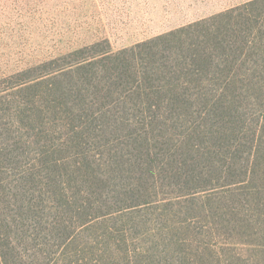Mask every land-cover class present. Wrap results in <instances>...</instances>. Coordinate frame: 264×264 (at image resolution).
<instances>
[{
  "label": "trees",
  "instance_id": "16d2710c",
  "mask_svg": "<svg viewBox=\"0 0 264 264\" xmlns=\"http://www.w3.org/2000/svg\"><path fill=\"white\" fill-rule=\"evenodd\" d=\"M11 78L0 264H250L194 245L187 219L264 239V0ZM202 192L218 197L197 205Z\"/></svg>",
  "mask_w": 264,
  "mask_h": 264
},
{
  "label": "rangeland",
  "instance_id": "374dc122",
  "mask_svg": "<svg viewBox=\"0 0 264 264\" xmlns=\"http://www.w3.org/2000/svg\"><path fill=\"white\" fill-rule=\"evenodd\" d=\"M247 1L250 0H0V93L10 95L12 91L7 87L14 80H9L12 75L78 48L108 41L116 51ZM203 193L196 195L195 204L204 205L218 197ZM177 199L183 204L190 198ZM195 215L193 212L187 219L198 226L194 245L209 242L217 251H227L231 262L233 255H238L250 264H264V239L260 247L242 244L240 237L245 236L239 230L234 233L230 226L228 230H208L204 219ZM182 218L185 217L175 218L174 228H179Z\"/></svg>",
  "mask_w": 264,
  "mask_h": 264
}]
</instances>
